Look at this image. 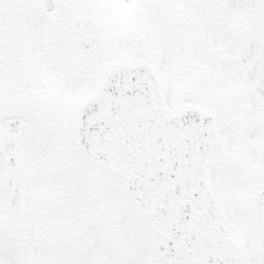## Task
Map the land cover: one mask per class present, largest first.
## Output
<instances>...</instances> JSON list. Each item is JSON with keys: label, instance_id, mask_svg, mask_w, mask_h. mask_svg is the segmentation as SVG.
Masks as SVG:
<instances>
[{"label": "snow or ice", "instance_id": "1", "mask_svg": "<svg viewBox=\"0 0 264 264\" xmlns=\"http://www.w3.org/2000/svg\"><path fill=\"white\" fill-rule=\"evenodd\" d=\"M0 264H264V0H0Z\"/></svg>", "mask_w": 264, "mask_h": 264}]
</instances>
